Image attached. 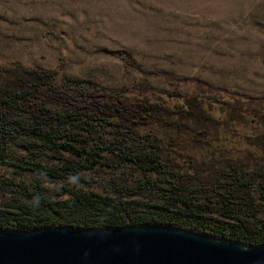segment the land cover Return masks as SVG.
Returning <instances> with one entry per match:
<instances>
[{
  "label": "trees",
  "instance_id": "trees-1",
  "mask_svg": "<svg viewBox=\"0 0 264 264\" xmlns=\"http://www.w3.org/2000/svg\"><path fill=\"white\" fill-rule=\"evenodd\" d=\"M54 75L18 62L0 67V162L19 136L25 148L57 158L15 162L29 170L31 188L21 187L24 200L17 206L0 201V227L162 222L245 243L264 241V220L245 209L257 195L264 201V98L203 86L209 93L169 91L180 99L171 104L78 78L59 83ZM122 163L147 174L134 185L115 182L106 194L66 187L53 197L40 179ZM63 191L68 196L58 197Z\"/></svg>",
  "mask_w": 264,
  "mask_h": 264
},
{
  "label": "rangeland",
  "instance_id": "rangeland-1",
  "mask_svg": "<svg viewBox=\"0 0 264 264\" xmlns=\"http://www.w3.org/2000/svg\"><path fill=\"white\" fill-rule=\"evenodd\" d=\"M15 62L50 68L59 83L78 78L101 90L171 104L180 99L169 91L205 95L203 86L260 99L264 0H0V67ZM25 142L13 138L10 156L0 162L4 204L17 206L24 200L21 187L31 188L29 170L15 162L57 161L49 150H30ZM146 174L131 163L96 164L69 177L40 179L55 197L66 187L110 193L113 183L134 185ZM261 200L257 195L245 207L255 209L254 220H264Z\"/></svg>",
  "mask_w": 264,
  "mask_h": 264
},
{
  "label": "water",
  "instance_id": "water-1",
  "mask_svg": "<svg viewBox=\"0 0 264 264\" xmlns=\"http://www.w3.org/2000/svg\"><path fill=\"white\" fill-rule=\"evenodd\" d=\"M0 264H264V241L162 222L0 227Z\"/></svg>",
  "mask_w": 264,
  "mask_h": 264
}]
</instances>
